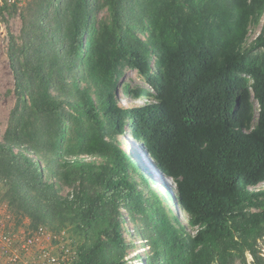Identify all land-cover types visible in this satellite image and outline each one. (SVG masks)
Segmentation results:
<instances>
[{"label":"trees","instance_id":"obj_1","mask_svg":"<svg viewBox=\"0 0 264 264\" xmlns=\"http://www.w3.org/2000/svg\"><path fill=\"white\" fill-rule=\"evenodd\" d=\"M263 14L264 0L27 4L21 42L10 36L17 97L0 139L16 223L70 227L83 238L75 264H126L122 211L149 247L141 264H246L245 249L264 264L254 247L264 188H252L264 181V19L247 43ZM126 68L147 86L123 84L145 100L123 109L115 89ZM125 123L174 193L159 194L139 154L120 146Z\"/></svg>","mask_w":264,"mask_h":264},{"label":"rangeland","instance_id":"obj_2","mask_svg":"<svg viewBox=\"0 0 264 264\" xmlns=\"http://www.w3.org/2000/svg\"><path fill=\"white\" fill-rule=\"evenodd\" d=\"M34 0H15L14 2H9L8 0H2L0 3V139L2 138V134L6 128L10 111L15 105L16 102V94H15V79L14 74L10 67L9 57H8V47L10 44V36L13 35L15 37L16 42L20 43V34H21V26H22V14L24 8L27 4L32 3ZM106 14V11H101L99 16H103ZM264 19V14L261 16L258 24L256 26H251L248 32L247 43L252 41L260 31L262 26V22ZM2 28V29H1ZM128 84L130 88L136 87H146L147 84L142 75L138 74L135 70H131L126 68L124 74L119 78L117 86H116V98L117 104L125 109L135 105H142L145 103V100L135 98L130 94H127L122 90V85ZM255 106L257 104L255 103ZM125 132L122 135H117V139L119 140L120 146L125 150L130 152V148L132 147L135 151L134 145L137 148L140 145L135 144L134 139H132L128 135V127L127 123L124 124ZM93 159V158H92ZM138 179H136L137 181ZM164 184H166L171 190L173 189V184L169 181L168 178L163 179ZM163 183L156 187V190L159 194L165 197V189L163 188ZM165 185V186H166ZM140 189L147 193V191L143 190V186L140 185ZM68 191V188L62 187L61 193L64 194ZM3 189L0 186V214L8 213L12 216L14 215L7 206L6 200L3 198ZM171 208V214L176 215L180 222L185 225V229L188 233L192 234L193 229L190 228L187 223V215L186 213L176 205H173L171 201H166ZM252 211L256 210L254 208ZM122 217L125 219L124 227L129 230H132L131 225L126 221L127 216L124 211H122ZM21 223L29 224L30 219L28 217H23ZM70 227L65 228L66 232L71 236L75 242H82L83 238L78 235H72L70 232ZM127 231H123L122 235L124 237V241L128 246H126L122 260L126 264H141L145 259L144 251L148 250V246L144 245V240L136 237L132 233ZM258 238V237H256ZM255 238V241H256ZM136 249L139 250V253L136 255L134 252ZM246 250V249H245ZM233 264H241L239 258H236Z\"/></svg>","mask_w":264,"mask_h":264},{"label":"built area","instance_id":"obj_3","mask_svg":"<svg viewBox=\"0 0 264 264\" xmlns=\"http://www.w3.org/2000/svg\"><path fill=\"white\" fill-rule=\"evenodd\" d=\"M70 237L64 229L52 231L44 225L33 228L16 223L11 214H0V264H75L78 250ZM254 247L264 259V233ZM244 257L246 264H254L250 250L244 251Z\"/></svg>","mask_w":264,"mask_h":264},{"label":"clouds","instance_id":"obj_4","mask_svg":"<svg viewBox=\"0 0 264 264\" xmlns=\"http://www.w3.org/2000/svg\"><path fill=\"white\" fill-rule=\"evenodd\" d=\"M255 103L256 102L254 101V105H255ZM255 107H257V106H255ZM133 141H135V140H133ZM135 144L140 145V147L137 146V148L134 145V148H135V151L139 154V157H140V160L141 161H139L138 158L134 155L135 156V159H137L140 162V165L141 166L145 167L143 169L150 176L151 185L156 190V187L157 186H155V184L156 183H158L159 185H161L162 183L164 184L163 179H165V178H163L162 175L158 172V170L154 167V165L150 161V158L147 156L145 150L143 149L142 145L141 144H138L136 141H135ZM168 179L173 184V189L171 190L166 184H164V185H166L171 190V192L174 193L175 192V184H174V182H173V180L171 178H168ZM252 188H255L253 190H256V191L258 189H260V188L263 189L264 188V181L261 182V183H259L256 187H252ZM192 229H193V232H194L195 231V228H192ZM134 250L136 251V249H134Z\"/></svg>","mask_w":264,"mask_h":264},{"label":"bare ground","instance_id":"obj_5","mask_svg":"<svg viewBox=\"0 0 264 264\" xmlns=\"http://www.w3.org/2000/svg\"><path fill=\"white\" fill-rule=\"evenodd\" d=\"M136 252V251H135ZM138 252H139V250H138Z\"/></svg>","mask_w":264,"mask_h":264}]
</instances>
